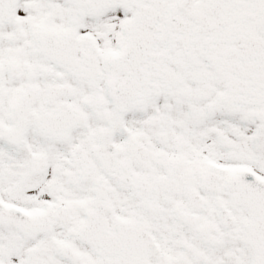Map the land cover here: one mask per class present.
Listing matches in <instances>:
<instances>
[{
	"label": "snow or ice",
	"instance_id": "snow-or-ice-1",
	"mask_svg": "<svg viewBox=\"0 0 264 264\" xmlns=\"http://www.w3.org/2000/svg\"><path fill=\"white\" fill-rule=\"evenodd\" d=\"M0 264H264V0H0Z\"/></svg>",
	"mask_w": 264,
	"mask_h": 264
}]
</instances>
